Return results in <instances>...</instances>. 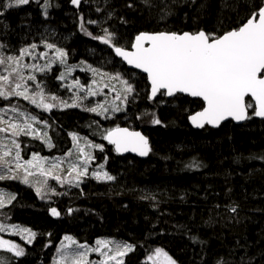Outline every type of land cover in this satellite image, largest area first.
Masks as SVG:
<instances>
[{"label": "trees", "instance_id": "16d2710c", "mask_svg": "<svg viewBox=\"0 0 264 264\" xmlns=\"http://www.w3.org/2000/svg\"><path fill=\"white\" fill-rule=\"evenodd\" d=\"M5 3L0 0V52L38 37L60 45L72 66L109 70L112 60L127 76L136 73L140 97L122 98L132 117L123 125L143 130L151 151L146 159L120 156L103 138L120 124L84 110L81 102L41 112L53 146L46 151L38 139L22 137V142L57 156L71 148L72 134L95 141L103 151L98 148L94 159L115 179L85 177L78 186L74 179L71 184L52 179L41 195L20 179L0 180V190L15 196L0 208V224L35 233L31 244L18 239L23 256L1 249L0 264H53L54 249L66 236L86 244L101 239L129 244L133 250L124 264H150L149 257L162 264L157 249L175 264H264V120L252 115L254 105L244 124L196 130L189 116L204 108L202 100L162 93L152 100L146 76L128 69L100 39L107 30L113 44L131 48L141 32L220 35L239 27L264 0H83L79 7L71 0H30L4 9ZM49 71L52 79L59 66ZM58 84L50 83L52 91L45 94L53 96ZM4 174H10L6 167ZM51 208L60 215H52Z\"/></svg>", "mask_w": 264, "mask_h": 264}, {"label": "snow or ice", "instance_id": "6c2138e0", "mask_svg": "<svg viewBox=\"0 0 264 264\" xmlns=\"http://www.w3.org/2000/svg\"><path fill=\"white\" fill-rule=\"evenodd\" d=\"M38 2V0H37ZM72 4L79 6L80 0H71ZM29 0H7L2 7L10 9L27 5ZM147 3V0H145ZM46 14V13H45ZM4 15V11L0 10V16ZM92 23V21H89ZM83 27V25H82ZM102 39L104 44H108L114 48L115 55L121 57L129 65L136 69L142 70L148 74L151 81V96L154 98L157 93L163 89V95L173 96L176 93H186L192 97L201 98L206 107L202 111L190 117L192 124L197 128H203L206 124L213 127H219L220 123L229 118L235 121H243L251 119L249 109L253 108V104L246 102V97H250L255 101V107L252 115L255 117L264 118V6H260L253 11L249 17L237 28L228 30L220 35L216 33H206L201 30L195 33H169L160 32L156 34H141L136 36L135 43L132 47L134 51H127L121 46L112 43L111 34L107 33ZM91 35V33H88ZM94 39L96 37H93ZM3 45H0L2 48ZM36 44L29 48H24L18 56H5L0 54V67H3L7 74H0V97L9 99L12 96L22 97L30 103L42 108L44 111H50L55 105L46 102L49 97L44 93L40 84H36L37 89L34 94L30 95V89L27 86V81H36L35 75H25L24 69L35 71H45L50 69L51 64L59 61L60 64H66L67 53L61 48L55 47L53 44H46L48 49H54L55 57L46 61L44 65L22 64L25 56H32V50H35ZM41 57H47V52L40 53ZM70 70V68H69ZM96 73L97 69H90ZM114 79H120L117 74ZM60 79H64L61 75ZM125 93H131L133 87L127 80H122ZM73 86H79L80 91L85 92V96L81 97L78 93H73L74 99L68 101H60L63 107L80 106L82 99L89 95H96L91 89L85 90L83 85H79V81H75ZM107 86V85H105ZM119 98V95L118 97ZM125 100L127 96L125 95ZM52 101H56V96H51ZM98 109L102 111L98 112ZM84 110L96 112L97 115L106 113L107 108L103 105L96 107H86ZM113 111L120 110L115 105L112 106ZM14 111H17L14 109ZM23 117V123H12L8 121L7 127H0V133H7L11 129L12 136L21 134H29L28 130L32 128V121L36 118L29 117L26 113H18ZM2 122V120H0ZM156 124L161 123L159 119L153 121ZM47 123L46 121L44 122ZM103 138L108 143L115 145L117 152L133 151L141 156H145L150 151L148 140L139 132H129L127 128H115L107 131ZM72 139L78 141V136L72 134ZM49 147H52L50 139L46 141ZM14 148L17 150L14 160L15 167L24 170L22 183L29 184V176L39 175L44 177L43 184L36 187L37 195H41L42 188L47 187V178L51 177L58 183L63 184L64 181L60 175L54 174L56 169L60 168L61 160L57 159L49 164L46 169L44 167L46 158L39 157L33 154L32 159L24 163H20V144L13 139L11 141ZM3 144V141H0ZM91 147L99 148L103 151L102 145L90 144ZM0 154V180L16 179V175H5L4 169L11 173L12 168L7 160L11 155V150L7 149ZM83 154V161L79 160V156ZM72 155L71 152L68 153ZM78 162L71 164L68 175L71 177L76 174L78 186L79 177L88 175L87 165L94 157L90 154H84L83 149L78 148ZM33 169L34 171H30ZM93 177L97 180L111 181L115 178L107 172H93ZM72 183L71 180L68 181ZM31 186V185H30ZM50 191L55 194L54 189ZM5 193L0 192V208L5 206V203H10L15 199L14 195H10L8 200H5ZM43 198V196H41ZM232 211H235L233 208ZM71 212V210H69ZM51 214L59 216L60 213L56 208H51ZM5 226L0 224V231H4ZM35 233H31L34 237ZM65 241L68 243L60 246V252L56 260V264H90L88 255L90 252L98 253L103 259L97 264H110L115 261V264H123L122 259L128 251L132 250L129 244H118L109 240H97L95 247H90L87 244L78 243L72 237L66 236ZM7 245V251L15 252L16 256H23L24 251L18 245L10 244L8 241H0V246ZM75 245V249L72 246ZM156 258L163 257L162 264H175L171 257L164 253L162 249H157ZM153 259V257H149Z\"/></svg>", "mask_w": 264, "mask_h": 264}, {"label": "rangeland", "instance_id": "374dc122", "mask_svg": "<svg viewBox=\"0 0 264 264\" xmlns=\"http://www.w3.org/2000/svg\"><path fill=\"white\" fill-rule=\"evenodd\" d=\"M30 1V0H29ZM83 2V0H80V4ZM79 4V5H80ZM76 6V5H75ZM79 7V6H76ZM48 38V37H47ZM38 39V40H37ZM45 39V38H44ZM41 39L34 38L30 45H32V42L36 41L40 42ZM59 40V39H58ZM61 41V40H59ZM63 42V41H61ZM40 46L36 47L35 50H32V55L36 57V59H32V56H25L24 60L22 61V64H36V65H44L46 61L51 60L53 57H55V51L54 49H48L45 47L46 44H51L47 43L46 41L40 42ZM44 43V45H42ZM34 44V43H33ZM60 45H55V47L61 48ZM31 50V47L29 48ZM22 51V50H21ZM42 52H47L48 56L47 57H41L40 53ZM20 53V52H19ZM0 54H3L6 56L10 55L6 51H1ZM13 56H18L20 54H12ZM11 56V55H10ZM113 61L110 60L107 65L109 66V70L106 69L108 66H106L102 70H98L96 73L92 72L90 69H96L95 66L93 65H75L72 66V64H69L66 62L65 65H62L59 63L58 60L56 62L51 64L50 69L45 70L43 72L41 71H31L29 69H24V74L27 75H35L36 76V81H27V86L30 89V95L34 94L36 91H39L37 89L36 84H40L41 87L44 90V93H49L52 91L49 87L50 83H59L58 89L54 92L55 94L53 96H56L58 99L56 101H52L50 99V95L45 94L49 99L46 102L53 103L55 106L50 110V111H44L42 108L36 107V105L30 103L28 100L23 99L22 97H17V96H12L9 99H4L3 97H0V127H7L8 126V121H11L12 123H23V117H21L18 113H26L29 117H35L36 120L32 121V128L28 130L29 134L24 135L21 134L19 136H12L11 135V129L7 133H0V141H3V144H0V154L5 151V145L7 146V149L11 150V155L7 157L8 162L11 163V168L14 173H10L11 175H16V179H20L22 181V178L24 176V170L17 169L15 167L16 161L14 160L15 154H16V149L12 145L11 141L15 139L19 144H20V156H21V161L20 163H24L26 161H29L32 159L33 154L38 155L39 157L46 158V163L44 167L47 169L49 167V164L54 161V160H61L62 163L60 165L59 169H56L54 174L60 175L61 179L64 181L63 184L69 183V180H76V174L73 173L72 176L70 177L68 175V170L73 163L78 162V148L83 149L84 154H90L91 157H94V152L97 151L98 148L91 147L90 144H96L95 141H91L89 139L81 138L79 137L78 141H74L72 143V146L70 149L65 150L64 154L62 155H57V156H51L49 155L48 152L45 154H42V152H39L35 150V145L28 140L27 144L22 142V137H28L29 139H38L42 143L45 144L46 151H49L48 147L49 144L46 142L49 140V124L44 123V120H41V112H46V113H51L52 110H65L68 108H74V107H63L60 105V101H68L69 103L72 102L73 93H78L81 97L85 96L84 91H80L79 86H73L75 81H79V85H83L85 90L91 89L92 91H95L97 94L96 95H89L87 98L82 99L81 103L84 104L85 107H96L97 105H103L104 108H107L108 111L106 113H102L100 116L103 119H107L108 122L114 124V125H123L124 123H130L132 120L131 114L128 112V103H125V100L122 98L127 96V101L128 99H132L133 102H137L139 99L140 95L138 94L140 84L137 83L138 78L135 74L129 73L130 76H127L128 74L125 71L120 70L119 66L114 67ZM55 65L59 66V71H57L56 77L51 79V74L52 71H49L54 67ZM70 68V70H69ZM137 72V71H136ZM0 74H7L4 72V69L0 67ZM119 75L120 79H114L110 77H115L116 75ZM61 75L64 76V79H60ZM122 80H127L128 83L133 87V91L131 93H125L124 91V85L121 83ZM107 85V86H105ZM119 95V98H117ZM3 99V100H2ZM251 102V101H249ZM248 102V103H249ZM115 105L118 107L120 110L118 111H113L112 106ZM16 109L17 111H14ZM102 111L101 109H98V112ZM96 113V112H95ZM113 126H111L112 128ZM22 142V143H20ZM23 146V147H22ZM71 152L72 155L69 156L68 153ZM84 155L81 154L79 156V160L83 161ZM88 169V175L86 176H81L79 177V184L83 182V179L85 177H93V172H106L105 167L103 164H100L98 161L95 159H92L91 162L87 165ZM30 171H34L33 169H30ZM29 185L31 186H41L40 184L43 182L44 177L39 176L38 174L35 176H29ZM69 179V180H68ZM52 178L48 177L47 182L51 181ZM56 181V180H55ZM57 182V181H56ZM74 183V182H73ZM61 184V183H59ZM0 192L5 193V200H8V197L10 196L7 192L4 190H0ZM12 201V200H11ZM10 203L6 202L5 206L9 205ZM3 234H0V241H8L10 244H15L18 245L19 248H22L23 251L25 252V248L22 244H20L18 239H21L25 243L31 244L34 241V237H31V232L30 230L19 227V226H5V230L2 231ZM73 238V237H72ZM74 239V238H73ZM75 240V239H74ZM104 240V239H101ZM77 241V240H75ZM113 241V239L109 240ZM78 242V241H77ZM115 243H118L116 241H113ZM68 243L67 241H63L62 244ZM81 243V242H78ZM86 244V243H82ZM121 244V243H118ZM60 245V246H61ZM90 247H95L96 243L94 244H87ZM60 246L56 249H54L53 252V264H56V260L58 258L59 252H60ZM75 245L72 246L73 249H75ZM1 249H7V245L0 246ZM133 250V246H132ZM132 250L128 251L123 257H120L118 259H122L123 264L125 263V257L127 254H129ZM13 253H15L13 251ZM103 257H101L98 253L96 252H90L88 255V260L90 264H97V262L101 261ZM148 263L150 264H161V261L159 262L158 260H153V259H148ZM67 264H71V261H68ZM110 264H115V261L110 262Z\"/></svg>", "mask_w": 264, "mask_h": 264}, {"label": "water", "instance_id": "95a60500", "mask_svg": "<svg viewBox=\"0 0 264 264\" xmlns=\"http://www.w3.org/2000/svg\"><path fill=\"white\" fill-rule=\"evenodd\" d=\"M262 6H264V3H263V5ZM160 33V32H159ZM207 33V32H206ZM141 34H144V33H141ZM141 34H139V35H141ZM147 34H156L155 32L154 33H147ZM136 38V37H135ZM135 43V39H134V42H133V44ZM125 50H127V51H134L135 49L133 48V47H131V48H124ZM113 51H114V49H113ZM114 54H115V51H114ZM118 59H120L121 61H122V63L128 68V69H130V70H133V71H137V72H140V73H142L143 75H145L146 76V78H147V81H148V83H149V85H150V96H151V81L149 80V78H148V74L147 73H144L142 70H140V69H136V68H134L132 65H129L126 61H124L121 57H118V56H116ZM164 91L165 90H163V89H161L158 93H157V95L154 97V98H152V96H151V98H152V100H155L156 98H157V96L159 95V93H161V92H163L164 93ZM177 95H183V96H187V97H190V98H193V99H200V100H202L201 98H198V97H192V96H189L188 94H186V93H176V94H174L173 96H177ZM168 98H171L172 96H167ZM249 100L250 101H252L253 102V104H254V107H255V101L254 100H252L250 97H246V102L248 103L249 102ZM203 101V100H202ZM203 103H204V107H206V103L203 101ZM203 110V109H202ZM202 110H200V111H202ZM200 111H198V112H200ZM250 112H251V109H249V116H250ZM197 112H195V113H193L192 115H194V114H196ZM192 115H190L189 116V123H190V125L194 128V129H196V130H202L204 127H206V126H208V127H210V128H213V129H218V128H220L223 124H226V123H228V122H234L236 125H241V124H244L245 122H247L249 119H247V120H243V121H235V120H233V119H231V118H229V119H227V120H224V121H222L221 123H220V125H219V127H213V126H211V125H205L203 128H197V127H195L193 124H192V122H191V119H190V117L192 116ZM258 119H260V120H264V118H261V117H257ZM119 128H127L128 129V131L129 132H139L142 136H144L147 140H148V145H149V147H150V151H151V140H150V138L147 136V134L144 132V131H142V130H139V129H133V128H131V127H128V126H122V127H119ZM107 141V140H106ZM108 142V141H107ZM108 144H110V143H108ZM110 145H112L113 147H114V149H115V145H113V144H110ZM116 150V149H115ZM150 151L148 152V154L147 155H145V156H141V155H139L137 152H133V151H125V152H117L120 156H133V157H137V158H140V159H146V158H148L149 157V154H150Z\"/></svg>", "mask_w": 264, "mask_h": 264}, {"label": "bare ground", "instance_id": "6f19581e", "mask_svg": "<svg viewBox=\"0 0 264 264\" xmlns=\"http://www.w3.org/2000/svg\"><path fill=\"white\" fill-rule=\"evenodd\" d=\"M14 8H17V7H14ZM11 9H12V8H11ZM46 17H47V15H46ZM141 33H154V32H141ZM141 33H139V34H141ZM156 33H159V32H156ZM139 34H138V35H139ZM138 35H137V36H138ZM33 43H34V42H33ZM30 47H31V46H28V45H27V46H26V45H21V46H19L20 49H19V48H17V49H10V50L5 49L4 52L6 51L8 54L11 53L10 55L13 56V55H12L13 53H15V54L18 53V54H20V53H21V50H23L24 48H30ZM19 52H20V53H19ZM5 56H6V54H5ZM7 56H9V55H7ZM2 68H3V67H2ZM122 126H127V125H119L118 127H122ZM128 127H130V126H128ZM115 128H117V127H114V128H112V129H115ZM131 128H133V127H131ZM112 129H111V130H112ZM133 129H136V128H133ZM139 130H141V129H139ZM142 131H143V130H142Z\"/></svg>", "mask_w": 264, "mask_h": 264}, {"label": "flooded vegetation", "instance_id": "af4514ba", "mask_svg": "<svg viewBox=\"0 0 264 264\" xmlns=\"http://www.w3.org/2000/svg\"><path fill=\"white\" fill-rule=\"evenodd\" d=\"M30 43H31V41H29L28 43H27V45H30ZM32 44H33V42H32ZM177 96H182V95H177ZM166 97H167V95H166ZM173 97H176V96H172L171 98H173ZM168 98V97H167ZM190 98V97H189ZM193 99V98H192Z\"/></svg>", "mask_w": 264, "mask_h": 264}]
</instances>
